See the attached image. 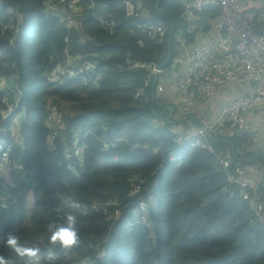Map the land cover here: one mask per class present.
Wrapping results in <instances>:
<instances>
[{
	"label": "trees",
	"instance_id": "obj_1",
	"mask_svg": "<svg viewBox=\"0 0 264 264\" xmlns=\"http://www.w3.org/2000/svg\"><path fill=\"white\" fill-rule=\"evenodd\" d=\"M45 1L0 0V76L16 77L23 93L19 106L24 115L19 137L7 134L16 154L14 164L20 169L13 168L0 179V200L9 198V206L0 207V258L6 264L29 263L27 257L7 247L9 234L29 246H38L40 254L64 249L50 245L48 226L61 225L66 214L76 212L82 221L78 225L80 242L64 249L59 262L49 264L95 258L98 247L101 255L95 264H264V223L238 189L223 190L226 171L218 160L219 149H232L231 145L210 138L216 153L198 147L171 163L169 153L184 149L173 142L172 122L156 121L151 86L148 96L146 92L144 97L134 98L148 71L131 65L164 59L169 51L171 22L172 56L167 66L175 57L177 28L183 23L179 17L182 0H162L159 10L165 15L157 10V0H135L145 11L144 18L135 19L125 15L118 0H93L107 5L101 12L116 20L114 33L100 26L92 9L67 26L62 17L49 14ZM90 1L82 2L86 6ZM11 7L12 13L8 11ZM16 15L24 22L12 46L10 35L4 37L1 31L2 26L18 27V19H13ZM140 20L163 22L168 26L165 35L140 31ZM65 51L75 61L109 64L97 86L77 89L71 80L63 85L49 82L48 73ZM1 97L0 93V103ZM50 102L57 103L63 113V140L53 145L48 142L50 130L45 123ZM88 130L95 133L87 138L85 163L78 171L67 170L63 152L69 137ZM103 136L127 137L131 143H148L159 150L135 149L125 143L105 150L100 140ZM245 140L247 136L234 138L232 170L250 164L260 168L259 161L264 165L261 153L242 145ZM160 163H165L166 169L156 188L159 206L148 221L125 228L126 209L120 220L109 219L114 209L111 204L127 201L134 183L145 179V188L157 182L155 170ZM260 191L264 201V182ZM72 201L79 202L81 208H71ZM91 204L100 209H86Z\"/></svg>",
	"mask_w": 264,
	"mask_h": 264
},
{
	"label": "built area",
	"instance_id": "obj_2",
	"mask_svg": "<svg viewBox=\"0 0 264 264\" xmlns=\"http://www.w3.org/2000/svg\"><path fill=\"white\" fill-rule=\"evenodd\" d=\"M82 1L47 0L44 5L50 15L62 17L67 26L74 25L77 17L84 15L86 9H92L100 26L109 33L115 32L116 20L106 18L101 12L106 4H95L91 0L90 5L85 6ZM182 2L184 10L181 17L187 26L188 37L179 39L175 57L166 67L158 68L159 63L156 62L131 65L132 68H145L148 71L143 86L136 91L134 98L144 97L157 73L154 95L168 96L174 100V105H167L174 107V114L170 119L175 133L173 142L184 148L169 153L167 160L171 163L180 161L186 151L198 147L216 153L217 149L209 142V134L224 141L228 135L232 141L234 138L241 140L247 136L249 142L243 146L247 150L261 153L264 157V0ZM117 3L127 17H145V11L139 2L118 0ZM23 22L24 20L15 33L12 32L10 45L13 46L17 40ZM137 28L142 32L163 37L168 26L161 22L144 23L140 20ZM108 65L90 59L75 61L71 54L65 51L60 63L48 73L47 79L54 85H63L71 80L77 89L83 86L93 88L98 85L102 72L107 70ZM3 66H7L5 62ZM169 68L172 69L173 76L168 81L164 77L167 76L166 70ZM2 77L4 76H0V179L4 180L8 171L16 167L20 169L14 164L16 154L7 140V134L15 139L19 137L24 115L19 106L23 93L16 84V77L10 76L12 81L8 88L2 84ZM233 86H237L239 90L235 93H225L226 89ZM11 94L15 95L13 99ZM202 107L211 108L207 113L201 114ZM62 115L57 103L47 104L45 123L50 130L48 142L52 145L57 140H63L60 134ZM94 133L95 131L88 130L69 137L63 152L67 170L78 171L85 163L87 138ZM100 140L105 150L118 148L123 143L135 149L159 150L148 143H131L127 137L103 136ZM231 148L218 156L226 171V185L223 190L232 192L234 188L238 189L241 198L264 223V201L260 191V184L264 182L262 170L258 173L261 178L259 181L248 174L244 167L236 166L232 170V160L236 154L234 147ZM165 169V163H160V167L155 170L157 182L145 188V179L134 183L127 201H115L111 204L114 209L109 212V219L120 220L126 209L128 217L124 223L125 228L132 229L148 221L152 211L159 206L156 188ZM8 199L1 198L0 207L7 208ZM86 209L95 211L100 208L97 204H91L90 208ZM97 249L95 258L72 264H95L101 255L99 247ZM63 252L64 249L42 253L38 257L39 264L59 262Z\"/></svg>",
	"mask_w": 264,
	"mask_h": 264
},
{
	"label": "clouds",
	"instance_id": "obj_3",
	"mask_svg": "<svg viewBox=\"0 0 264 264\" xmlns=\"http://www.w3.org/2000/svg\"><path fill=\"white\" fill-rule=\"evenodd\" d=\"M69 206L77 210L81 208L80 203L77 201H72ZM81 222V217L76 212H73L66 214L63 224L56 227L49 225L48 240L50 245L53 248L60 247L64 249H70L76 246L81 238V229L78 227ZM5 244L20 256L27 257L29 264H39L38 257L41 249L38 246H29L22 243L20 238L14 234H9L7 236ZM0 264H6V262L0 258Z\"/></svg>",
	"mask_w": 264,
	"mask_h": 264
},
{
	"label": "rangeland",
	"instance_id": "obj_4",
	"mask_svg": "<svg viewBox=\"0 0 264 264\" xmlns=\"http://www.w3.org/2000/svg\"><path fill=\"white\" fill-rule=\"evenodd\" d=\"M182 4H183V2H182ZM183 10H184V4H183ZM183 10L181 11V13L183 12ZM8 11H11V13H12V11H13L12 7H11L10 9H8ZM181 13H180L179 17L181 18V20H182L183 23H182L181 26H179V27L177 28L176 36H177L178 40H179L180 38L188 37V35H187V26L185 25L184 19L181 17ZM13 19H14V20H17V19H18L17 15H16ZM21 22H22V20H21V18H19V19H18L17 26H19V25L21 24ZM161 23H163V22H161ZM165 25H166V24H165ZM170 25H171V23H170ZM16 30H17V27H15V26H13V25H8V26H4V27L2 26L1 34H2L4 37H6V36H7V33H8V36L10 35V37H11V36H12V32L15 33ZM14 33H13V34H14ZM189 41H191V40L189 39ZM166 72H167V76H165L164 79L169 81V79H171V77L173 76L172 69L169 68V69L166 70ZM11 81H12V79H11L10 76H4V77H2V84H3L4 86H6L7 88H8L9 85L11 84ZM151 87H152V85H151ZM147 90H148V89H147ZM238 90H239V89H238L237 86H233L231 89H226V90H225V93H235V92H237ZM149 91H150V90L147 91V95H146V96H148ZM14 97H15V95H14V94H11V99H13ZM178 102H179V100H178ZM153 104H154V106L152 105V107H154V109H155V111H156V113H157V116H158V115L164 110V108H165L167 105H174L175 102H174V100H173L172 98H169L168 96L160 95V96H158V97L156 96V98H155L154 101H153ZM0 105H1V103H0ZM178 105H179V104H178ZM210 108H211V107H206V108L202 107L200 113H201V114H205V113H207L208 111H210ZM167 114H168V111L165 113L164 116H158V117L156 118V121L158 122V124H160V122H163V121L166 119ZM230 139H231V138H230ZM231 141H232V140H231ZM232 142H233V141H232ZM248 142H249V138H248V140L243 141V142H242V145L245 146ZM233 143H234V142H233ZM228 144H229V143H228ZM229 149H230V148H228V147H226V148H221V149H219V153H220V154H224V153H225L227 150H229ZM239 149H240V144L238 143V144H237V151H239Z\"/></svg>",
	"mask_w": 264,
	"mask_h": 264
},
{
	"label": "water",
	"instance_id": "obj_5",
	"mask_svg": "<svg viewBox=\"0 0 264 264\" xmlns=\"http://www.w3.org/2000/svg\"><path fill=\"white\" fill-rule=\"evenodd\" d=\"M161 1H162V0H157V2H156V8H157V10H159V3H160ZM159 12H160L161 14H164V13H162L160 10H159ZM164 15H165V14H164ZM169 18H170V17H169ZM170 19H171V18H170ZM172 36H173V29H172V22H171V32H170V35H169V38H168V47H169V51H168L167 55L164 57V59L158 64V68L166 67L167 64H168V62H169V60H170V58H171V56H172V51H171V49H170ZM156 78H157V73L154 75V81H153V83H152V87H151V89H152V93H153V94H152L153 99H154V96H155V95H154V89H155V84H156ZM152 111H153L154 113H156L154 107H152ZM167 111H168V114H167V116H166V120H167L168 122H172V121L170 120L171 117H172L173 114H174V107H172V106H166V107L164 108V110H163L158 116H164L165 113H166ZM209 137H210L211 139L215 140V141H220V139H219L218 137H215V136H213V135H211V134H209ZM225 141L228 142L232 147H234V143L231 141L229 135L227 136V138H226ZM258 163H260V167H261V170H262V174L264 175V165L261 164L260 161H259Z\"/></svg>",
	"mask_w": 264,
	"mask_h": 264
},
{
	"label": "crops",
	"instance_id": "obj_6",
	"mask_svg": "<svg viewBox=\"0 0 264 264\" xmlns=\"http://www.w3.org/2000/svg\"><path fill=\"white\" fill-rule=\"evenodd\" d=\"M246 170H247L248 173H250L251 175H253V177L256 180L259 181L261 179L259 177V175H258L259 171L261 170V167L259 168L258 166H256V164H250V165H246Z\"/></svg>",
	"mask_w": 264,
	"mask_h": 264
}]
</instances>
